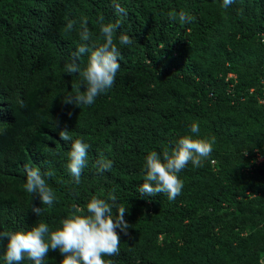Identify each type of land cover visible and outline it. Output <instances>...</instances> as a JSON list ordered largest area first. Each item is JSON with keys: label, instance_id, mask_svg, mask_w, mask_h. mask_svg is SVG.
<instances>
[{"label": "trees", "instance_id": "trees-1", "mask_svg": "<svg viewBox=\"0 0 264 264\" xmlns=\"http://www.w3.org/2000/svg\"><path fill=\"white\" fill-rule=\"evenodd\" d=\"M118 2L127 15L115 12L113 0H0V95L10 99L0 117L19 132L0 134V233L41 222L55 230L74 206L87 214L93 196L108 200L112 193L128 209L130 227L128 235L116 230L120 252L104 257L111 264H262L264 163L244 174L249 156L227 157V129L253 127L258 137L252 147L264 156V0H234L228 8L222 0ZM173 11L194 20H172ZM100 16L105 24L121 21L114 37L121 68L113 87L92 105L65 104L80 82L78 73L69 75L64 67L81 43L80 21L87 18L88 43L98 45ZM69 21L76 22L74 29L65 32ZM120 34L131 44H119ZM87 58L88 53L80 57L81 68ZM194 122L199 136L190 132ZM65 129L68 142L59 137ZM184 134L213 138L211 155L202 166L189 163L178 173L184 186L175 200L141 196L147 154L173 149ZM77 139L90 145L79 184L66 167ZM9 146L17 149L4 152ZM101 158L112 167L99 171ZM25 166L52 173L44 176L57 197L51 206L24 190ZM33 206L42 208L39 216ZM248 242L254 248L243 251ZM6 245L5 237L0 264ZM61 259L58 250H49L45 264Z\"/></svg>", "mask_w": 264, "mask_h": 264}, {"label": "clouds", "instance_id": "clouds-1", "mask_svg": "<svg viewBox=\"0 0 264 264\" xmlns=\"http://www.w3.org/2000/svg\"><path fill=\"white\" fill-rule=\"evenodd\" d=\"M234 0H222V7L228 8ZM113 6L117 14L127 15L126 9L121 6L118 0H113ZM182 24L190 23L194 20L188 12H170L169 18ZM104 17L98 18L100 24V34L103 42L100 44L88 43L92 41V33L87 27V18L80 21L79 38L81 43L77 50L72 53L71 63L65 64L67 74L80 76V82L76 85L77 91L65 97L63 102L79 107L80 105L90 106L96 97L108 92L115 83L117 72L121 68L119 62L120 51L114 42L115 34L120 28L121 21L103 23ZM75 21H69L65 27V32L74 29ZM262 41V40H261ZM119 44L129 45L131 39L128 35L120 34ZM88 53L87 63L81 68L78 62L80 57ZM264 76V69L262 70ZM229 78L232 77L231 74ZM234 77V76H233ZM83 87V91H81ZM9 95H0V107L9 103ZM70 115V113H69ZM31 128L33 126L26 121ZM190 132L199 136L200 126L198 123L190 125ZM0 134L9 137H18L17 124L13 121L0 117ZM59 137L63 141H70L68 130L59 132ZM215 141L213 138H193L192 136H182L178 139L176 146L169 150L164 149L162 154L150 151L145 157L143 183L139 186L138 192L141 196H155L156 194H166L169 200H175L183 189V181L178 173L183 171L189 163L195 167H200L213 151ZM25 148V153L30 151ZM90 145L77 139L71 143V150L68 153L67 169L74 178L76 184L80 183L82 170L88 160ZM17 146H9L7 153H13ZM242 153V152H241ZM162 155V159H161ZM245 165L244 174H251L259 170L264 161L258 158L264 157L254 149ZM38 160V156L35 158ZM212 164V161L210 162ZM36 166V163H32ZM98 170L103 172L112 167V161L101 158L97 160ZM24 190L30 195L36 194L41 205L51 206L57 199L52 188L49 187L45 175L39 168L25 166ZM248 194L247 192H245ZM116 196L108 194V200L93 196L86 204L87 214H82L83 210L74 206L73 212L61 221L55 230L50 229L47 223L41 222L31 226L24 231H13L0 233V240L7 238V245L3 252L5 264H21L27 259L32 264H45V258L49 250H58L62 256L60 264H111L110 260L104 257L118 255L120 252V236L117 229L124 235H128L129 224L124 219L128 209L116 203ZM111 201V202H109ZM115 209V212L113 211ZM32 212L39 216L41 207H32Z\"/></svg>", "mask_w": 264, "mask_h": 264}, {"label": "rangeland", "instance_id": "rangeland-1", "mask_svg": "<svg viewBox=\"0 0 264 264\" xmlns=\"http://www.w3.org/2000/svg\"><path fill=\"white\" fill-rule=\"evenodd\" d=\"M261 42L264 43V35L262 36ZM263 63H264V60H263V62H261V64H263ZM227 78H229V75L226 76V79ZM178 92L182 94L183 91L178 90ZM230 115L232 117H234V113H231ZM226 119H227V117H226ZM231 123H232V120H231ZM227 130H228L227 132H228L229 138L231 140V144H230L231 147L228 150L227 157H230L231 159L240 158L241 156H244V154L245 155L251 154V156H252L253 151L255 149V147H252V146L255 145L254 142L256 141V139L258 137V133H256L254 131L253 127H252V129L250 127L249 130H243L242 128H238V127H236L235 129L232 127H229ZM185 135L186 134H184V136ZM234 145H235V147H237L239 145L237 150L232 149V147ZM242 146H243V149L240 150V148ZM246 234H248V231H245L242 236H245ZM262 234H263V238H264V231L262 232ZM248 243L244 246L243 251H248V250H251L254 248V246L252 245L251 242H248ZM218 249L221 251L222 247L219 246ZM261 263L264 264V256L261 258Z\"/></svg>", "mask_w": 264, "mask_h": 264}, {"label": "built area", "instance_id": "built-area-1", "mask_svg": "<svg viewBox=\"0 0 264 264\" xmlns=\"http://www.w3.org/2000/svg\"><path fill=\"white\" fill-rule=\"evenodd\" d=\"M261 85L264 87V77L261 78ZM263 93H264V91H263ZM260 103H262V101H260ZM258 161H259V162H260V161H264V157L258 158Z\"/></svg>", "mask_w": 264, "mask_h": 264}]
</instances>
